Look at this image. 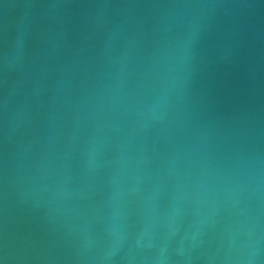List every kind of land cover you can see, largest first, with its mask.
Returning <instances> with one entry per match:
<instances>
[{"label":"water","instance_id":"1","mask_svg":"<svg viewBox=\"0 0 264 264\" xmlns=\"http://www.w3.org/2000/svg\"><path fill=\"white\" fill-rule=\"evenodd\" d=\"M0 264H264V0H0Z\"/></svg>","mask_w":264,"mask_h":264}]
</instances>
